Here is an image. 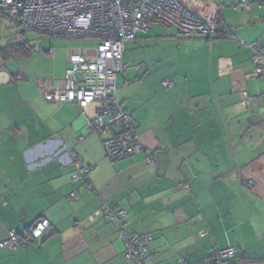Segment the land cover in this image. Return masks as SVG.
<instances>
[{"label":"crops","instance_id":"crops-1","mask_svg":"<svg viewBox=\"0 0 264 264\" xmlns=\"http://www.w3.org/2000/svg\"><path fill=\"white\" fill-rule=\"evenodd\" d=\"M182 1L196 13L223 4L233 37L182 39L153 26L127 42L116 96L140 137L131 158L107 157L111 133L90 132L78 104L45 98L63 86L70 54L93 55L97 41L46 38L0 53V242L50 223L34 246L0 247V264H134L118 224L91 219L105 205L128 211L127 233L153 234L146 264H201L229 246L241 250L237 264H264V76L247 46L264 44V0ZM85 111L94 116L95 105ZM74 156L91 167L94 190L73 180Z\"/></svg>","mask_w":264,"mask_h":264},{"label":"built area","instance_id":"built-area-1","mask_svg":"<svg viewBox=\"0 0 264 264\" xmlns=\"http://www.w3.org/2000/svg\"><path fill=\"white\" fill-rule=\"evenodd\" d=\"M238 1L245 9L253 3L263 4V0ZM211 11L196 13L182 0H0V18L20 28L22 44L28 43L27 34L98 42L93 55L81 49L70 54L63 86L46 91L45 98L78 104L90 132H110L103 145L111 161L131 158L140 147L132 114L122 108L116 96L118 75L129 69L123 61L127 42L135 40L138 32L153 26L175 29V37L182 39L232 38L230 27L222 19L224 5L216 4ZM247 46L253 52L255 74L264 76V44L256 41ZM162 85L169 88L174 83L165 79ZM244 95L247 97V93ZM90 105H95L94 116L85 111ZM72 162L77 170L73 180L82 181L88 191L94 190L89 178L91 167L76 156ZM146 162L154 165L155 156L148 155ZM77 196L78 193L73 192L67 198ZM127 216V210L105 205L91 219L100 217L116 222L119 238L125 243V257L134 264H146L151 258L149 243L153 234L127 233ZM49 230V221L38 219L25 231H10L0 242V247L16 251L34 246L37 240L47 236ZM239 250L235 246L213 249L201 264H237L234 258ZM176 264L187 263L179 260Z\"/></svg>","mask_w":264,"mask_h":264},{"label":"rangeland","instance_id":"rangeland-1","mask_svg":"<svg viewBox=\"0 0 264 264\" xmlns=\"http://www.w3.org/2000/svg\"><path fill=\"white\" fill-rule=\"evenodd\" d=\"M13 38L14 40H11ZM0 39L3 40L4 44L22 43L21 30L13 22L0 18ZM26 39L31 44L37 43V42L39 44L41 43L39 42L40 40H49V39H46V37H37L33 34H27ZM32 47L40 50V47L38 46L33 45ZM98 134H101V133H98Z\"/></svg>","mask_w":264,"mask_h":264},{"label":"trees","instance_id":"trees-1","mask_svg":"<svg viewBox=\"0 0 264 264\" xmlns=\"http://www.w3.org/2000/svg\"><path fill=\"white\" fill-rule=\"evenodd\" d=\"M22 50H24V46H22L20 43L2 46L0 41V53L3 54L4 56L10 55L11 53L14 52L20 53ZM239 251H240L239 254L234 258V261L236 262L241 258V250Z\"/></svg>","mask_w":264,"mask_h":264}]
</instances>
